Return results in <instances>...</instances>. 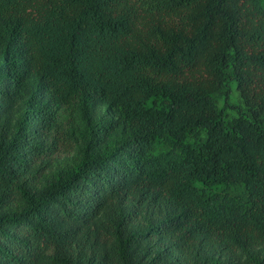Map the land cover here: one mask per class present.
Instances as JSON below:
<instances>
[{"label":"trees","instance_id":"16d2710c","mask_svg":"<svg viewBox=\"0 0 264 264\" xmlns=\"http://www.w3.org/2000/svg\"><path fill=\"white\" fill-rule=\"evenodd\" d=\"M0 264H264V0H0Z\"/></svg>","mask_w":264,"mask_h":264},{"label":"rangeland","instance_id":"374dc122","mask_svg":"<svg viewBox=\"0 0 264 264\" xmlns=\"http://www.w3.org/2000/svg\"><path fill=\"white\" fill-rule=\"evenodd\" d=\"M231 89L230 101L233 104H242L243 99L238 89L236 80L229 81ZM224 104V97L219 98V105ZM228 112L231 117L236 116L237 112L233 108H229ZM80 117L77 109L71 104H64L59 113V127L53 131L55 145L53 153L49 156L50 163L47 169L58 168L59 164L69 160L74 155L76 149V138L78 136Z\"/></svg>","mask_w":264,"mask_h":264}]
</instances>
